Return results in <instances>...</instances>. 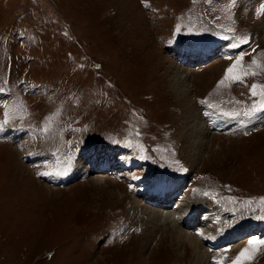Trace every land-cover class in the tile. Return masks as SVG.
Returning a JSON list of instances; mask_svg holds the SVG:
<instances>
[{
    "label": "rangeland",
    "instance_id": "1",
    "mask_svg": "<svg viewBox=\"0 0 264 264\" xmlns=\"http://www.w3.org/2000/svg\"><path fill=\"white\" fill-rule=\"evenodd\" d=\"M261 5L0 0V264H264V111L244 115L264 102ZM185 46L227 53L181 62ZM191 114L209 127L200 155ZM102 150L119 158L115 174L88 166ZM158 179L183 180L175 204L202 213V263L149 221L174 204L136 209Z\"/></svg>",
    "mask_w": 264,
    "mask_h": 264
},
{
    "label": "bare ground",
    "instance_id": "2",
    "mask_svg": "<svg viewBox=\"0 0 264 264\" xmlns=\"http://www.w3.org/2000/svg\"><path fill=\"white\" fill-rule=\"evenodd\" d=\"M260 25L264 29V15L262 17ZM183 48L184 47H182L180 50H182ZM218 50H220V51H218ZM218 50H215V49H213V51L210 50L211 52H214V54H215L214 57L216 56V58H219V57L223 58L224 54L227 53V49H224V48L220 49L219 48ZM221 50H224V51L221 52ZM210 51H208V50L205 51L204 49H200V48L198 49L195 47L191 48V47L185 46V52H183V54H182L183 60L185 58V60H187V61H190L191 59H196L195 61H197V60L198 61H201V60L204 61L206 59V57L208 56V54L210 53ZM178 56L180 58H182V56L179 53H178ZM216 58H214V59H216ZM172 81H173V87L176 91H179V92L182 91L183 93L187 92V85H186L188 83L187 75H185L183 72H181V70L179 68L173 69ZM226 121H225V119L219 118L217 120V124L220 125V127H223V128L225 127V129H226L227 125H228V122H226ZM186 123H187V127H186V133L185 134L188 136V138H190L193 141V145L196 146L195 151L197 153L195 151L194 152L196 154L200 155V153H198V152L200 150V147L207 142V141L205 142V139L207 138V134L209 133L208 132L209 127L207 128L205 125H203V123L201 122V116H199V115L197 116L196 114L195 115L191 114L190 116H188L186 119ZM103 152H104V154H103ZM94 158L101 160L100 164L96 163L94 165V166H98V168H102L103 166H106L110 162L111 163L113 162L112 153L110 151L102 150V152L100 154H96V156ZM100 158H102V159H100ZM115 161H117V160L114 159V162ZM84 168H87V165L82 163L75 170L74 173L76 175H79ZM71 176H73V174ZM106 176L107 175H103V177H106ZM70 177L60 178L59 180L60 181L61 180H67V179H70ZM170 183H182V182H180V180H174L173 179L170 181ZM141 194L142 193H139V194L135 195V197H138ZM171 195L172 194L169 193L168 196L171 197ZM133 199H134V197H133ZM171 200L173 202V201H175V198H173V199L171 198ZM148 201H149V196L145 195V198H143L142 201L141 200H134V204L136 205V206L135 205L134 206L137 207L136 209H140V210L144 209L147 211V209L148 210L152 209V207L155 206L152 204L153 206L148 207V205H150V203ZM167 208H168V206H167ZM169 208H171V207H169ZM198 208H200V207H198ZM153 211L150 210V212H152V214H150L151 220H149L150 223L152 224L153 228H159V227H165V226H170L171 228L173 227L175 229V231H178V234H177L178 238H180L181 240H184V241L187 240V243L193 249V252L195 253V256L197 257L198 261H200V263H202L203 262L202 260H204V252H203L202 245L200 242L201 239L199 237H197L196 234H194L195 229L197 227H199L200 225H203V222L200 218L202 216V213H199L198 210L196 213L195 210H193L192 206H190V205H185L183 207H181V206L179 207L176 205L175 209L172 206V208L169 211H164V210L163 211L160 210V211H156V212L155 211L153 212ZM199 215H200V217H199V220L197 222L196 216H199ZM200 222H201V224H200ZM205 225L206 224H204V226ZM186 226L189 230L193 228L191 233L184 234V229H182V228H186ZM263 235H264V231H263ZM198 236H200V235H198Z\"/></svg>",
    "mask_w": 264,
    "mask_h": 264
},
{
    "label": "snow or ice",
    "instance_id": "3",
    "mask_svg": "<svg viewBox=\"0 0 264 264\" xmlns=\"http://www.w3.org/2000/svg\"><path fill=\"white\" fill-rule=\"evenodd\" d=\"M234 2H235V0H233V3H234ZM260 12H264V5H261ZM241 42H242V43H247V42H248V39H247V38H244L243 41H241ZM231 46H232L233 48H235V47L238 46V44H233V45H231ZM237 63H239V61H237ZM234 67H235V65H234ZM232 71H233L232 68H229V69H228V72H229V73H231ZM253 75H255V73H253ZM228 78H229V77H226L225 79H228ZM232 79H239V77H232ZM220 83H221V84H224V80L220 81ZM252 95H253V96L258 95V93L255 91V86L253 87ZM259 95L264 96V92L260 93ZM202 103H203V102H202ZM257 111H264V102H262V103L260 104L259 109L253 107V109L251 110V112H245L244 115L251 117V115H253V114H254L255 112H257ZM5 115L7 116V113H5ZM225 115H236V116H238L239 113H236V114L225 113ZM3 123H7V120H5ZM0 127H2V125H0ZM40 175H51V173H40ZM201 235H202V234H201ZM259 243H260V244H264V240L259 241ZM247 251H248V250L245 249L240 255H241V256H244L245 253H246ZM238 260H239V258H238Z\"/></svg>",
    "mask_w": 264,
    "mask_h": 264
}]
</instances>
